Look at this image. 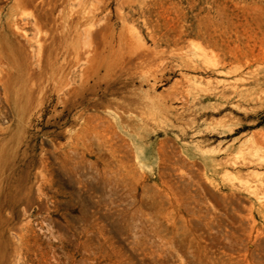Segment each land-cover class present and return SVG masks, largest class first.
Instances as JSON below:
<instances>
[{"label": "rangeland", "instance_id": "1", "mask_svg": "<svg viewBox=\"0 0 264 264\" xmlns=\"http://www.w3.org/2000/svg\"><path fill=\"white\" fill-rule=\"evenodd\" d=\"M20 1L0 0V264H264V164L241 163L264 154V0H65L74 25ZM98 52L116 66L86 109ZM19 54L26 111L2 80Z\"/></svg>", "mask_w": 264, "mask_h": 264}, {"label": "bare ground", "instance_id": "2", "mask_svg": "<svg viewBox=\"0 0 264 264\" xmlns=\"http://www.w3.org/2000/svg\"><path fill=\"white\" fill-rule=\"evenodd\" d=\"M27 5L29 6H32L35 8V11H36V14H35V18H36V22H43V23H54L56 21L59 20V18H62V20H65V19H68L70 21L69 24H75V20L74 18H71V15L68 16V14L65 12V10L67 11V9H65V0H23ZM22 2V0L20 1ZM60 3V4H59ZM23 4V3H22ZM63 8L62 10H60L59 13L61 14H58L56 15V11H58V9ZM70 8V7H69ZM73 16H76V15H73ZM73 19V20H71ZM76 19H77V16H76ZM61 20V21H62ZM63 23V22H61ZM74 28V27H73ZM19 30V29H18ZM76 30V28H75ZM68 31V30H67ZM94 32V31H93ZM100 33L99 31L96 30L95 33H93V36L95 38H99L98 36H100ZM25 35V34H24ZM55 37V36H54ZM126 42V41H125ZM199 47V46H198ZM26 49V48H25ZM202 49V48H201ZM23 50H21L20 52H22ZM28 54V53H27ZM204 55V54H203ZM15 57L14 60L15 62L17 63L18 65V70H19V73H17V77L15 79V81H13L14 79L11 77V74H10V77L6 76L5 74V77L2 79L4 84L7 85L8 89L11 90V88L15 89L14 86H16V92L18 93L17 94V99L20 101V103H22V108L26 111V110H29L32 108L33 104H34V96H35V90L30 87L27 83V80L31 78H34L36 76V70L34 69V67L31 65L32 62H30V57L27 56V55H14ZM107 56V55H106ZM106 56H103L102 54H100V52L97 53V55H95L94 57V60H93V63L90 65V67L88 68L90 73H88L89 71H86L84 73H82V79H81V86L82 87H85L87 89L90 90V96H85L86 94H82V98L81 100L79 101V104H81L82 106H85V108H89V107H97V104L99 103V98H98V93H97V90L95 88V84H92L91 83V79L92 80H95L96 77H98L100 79V70L101 68H103L104 66L106 65H110V69H112V67L115 65L114 60H109L108 57ZM109 56V55H108ZM128 56V55H127ZM134 57H136L135 55H133ZM208 56V55H207ZM132 58V57H131ZM14 63V61H13ZM69 65V64H68ZM50 66V65H49ZM116 66V65H115ZM70 68V67H69ZM107 68V66H106ZM61 71V70H60ZM73 71V70H72ZM71 70H62V78H65L67 77L68 78V75L70 76V73L72 72ZM59 72V71H58ZM73 73V72H72ZM60 74V73H59ZM55 77V76H54ZM62 80V79H61ZM122 80V79H121ZM35 82V81H34ZM37 82V81H36ZM126 82V81H125ZM99 83V82H98ZM110 83V82H109ZM120 83H122V81H120ZM132 83V81H131ZM124 86H128L127 84L125 85V83H123ZM122 84V85H123ZM121 85V86H122ZM123 87V86H122ZM118 87H115V85H110V84H107L106 88H105V93H110V94H113L114 92H116L115 89H117ZM121 88V87H120ZM122 90V89H121ZM73 93L76 91V89L74 88L73 90H71ZM15 92V93H16ZM121 93V91H119ZM107 95V94H106ZM14 98V99H16ZM130 97H128L129 99ZM16 99V100H17ZM122 99V98H121ZM136 99V98H135ZM18 101V102H19ZM132 101V100H131ZM134 101V100H133ZM17 102V101H16ZM17 102V103H18ZM59 102L63 103L64 105H66L65 107H67L68 105V102H70V96L66 95L65 94V97H59ZM58 102V103H59ZM136 102V101H135ZM16 103V104H17ZM19 103V105H20ZM132 103V102H131ZM99 105V104H98ZM142 105V104H141ZM98 109V108H97ZM23 110V111H24ZM28 112V111H27ZM107 116V115H106ZM99 117V116H98ZM98 119H100L99 121H102L103 120L99 117ZM256 152L257 151H253V152H250L248 155H246L243 160L241 161V163L245 166H248L250 168L251 165H255L258 166L260 164H264V154L263 155H260V156H257L255 157L256 155ZM253 170V169H251ZM251 172V171H250ZM253 173V171L251 172ZM30 174L31 172H27L26 173V178H27V182L28 180H30ZM250 176V175H249ZM34 181V180H33ZM36 181V180H35ZM34 181V182H35ZM26 184V183H25ZM35 184V183H34ZM34 184H31L29 185L28 183V189H27V192L25 193V198H27L26 200H29L32 198V189L34 188ZM36 185V184H35ZM39 187V186H38ZM25 191V190H24ZM22 196V195H21ZM11 205H13V201L11 199H9L8 196L4 195L2 198L0 197V221H4V212L6 210H8ZM10 210H8L9 212ZM6 212V214L8 213ZM11 213V212H10ZM9 214V213H8ZM9 216V215H7ZM11 216V214H10ZM7 218V217H6ZM1 223V222H0ZM2 225V223H1ZM8 229V228H7ZM5 247V246H4ZM6 260V259H5ZM4 261V259L2 260ZM1 261V262H2ZM4 263V262H3ZM6 263V262H5Z\"/></svg>", "mask_w": 264, "mask_h": 264}]
</instances>
